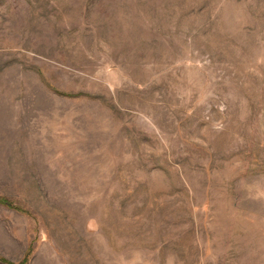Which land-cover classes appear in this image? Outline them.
<instances>
[{
  "label": "rangeland",
  "instance_id": "374dc122",
  "mask_svg": "<svg viewBox=\"0 0 264 264\" xmlns=\"http://www.w3.org/2000/svg\"><path fill=\"white\" fill-rule=\"evenodd\" d=\"M0 264H264V0H0Z\"/></svg>",
  "mask_w": 264,
  "mask_h": 264
},
{
  "label": "trees",
  "instance_id": "16d2710c",
  "mask_svg": "<svg viewBox=\"0 0 264 264\" xmlns=\"http://www.w3.org/2000/svg\"><path fill=\"white\" fill-rule=\"evenodd\" d=\"M0 203L3 204V205H6L8 207H11V208H15V209H20V207L14 205L11 201H9L7 198L5 197H0ZM9 264H13L11 262H8Z\"/></svg>",
  "mask_w": 264,
  "mask_h": 264
}]
</instances>
